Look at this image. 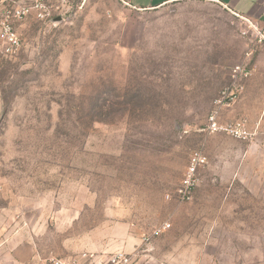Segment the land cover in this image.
Instances as JSON below:
<instances>
[{
    "label": "rangeland",
    "instance_id": "rangeland-1",
    "mask_svg": "<svg viewBox=\"0 0 264 264\" xmlns=\"http://www.w3.org/2000/svg\"><path fill=\"white\" fill-rule=\"evenodd\" d=\"M20 3L15 52L0 42V261L18 242L24 264L117 250L146 264H264V140L202 130L214 108L264 130V41L248 22L208 0L0 9ZM195 151L206 163L184 200Z\"/></svg>",
    "mask_w": 264,
    "mask_h": 264
},
{
    "label": "built area",
    "instance_id": "built-area-1",
    "mask_svg": "<svg viewBox=\"0 0 264 264\" xmlns=\"http://www.w3.org/2000/svg\"><path fill=\"white\" fill-rule=\"evenodd\" d=\"M1 1H13L14 0H1ZM30 13V6L26 4H18L11 9H0V42L2 45V52L5 55H11L15 52L19 39L14 27V22L24 18ZM252 30L255 31V35L259 41H264V31L258 29L250 20L244 18ZM234 75L248 74L242 66L237 64L233 68ZM235 93L230 89L222 91L219 102L224 103V100H234ZM203 131L207 133H226L235 138L240 139H256L258 136L264 140V130H260V124H256L253 127L248 126L245 118L239 117L233 120H220L218 108H214L207 115L206 123ZM206 158L199 151L193 152L188 164L183 173L180 186L176 189V195L181 199H189L192 190L198 184V170L204 166ZM170 227L169 222H165L160 226L154 227L149 233L145 234L142 238L144 243H148L151 239L161 235ZM143 252H127L123 250H117L108 254H100L94 252H79L76 255L69 257H51V264H146L143 262ZM0 264H5L0 261Z\"/></svg>",
    "mask_w": 264,
    "mask_h": 264
},
{
    "label": "crops",
    "instance_id": "crops-1",
    "mask_svg": "<svg viewBox=\"0 0 264 264\" xmlns=\"http://www.w3.org/2000/svg\"><path fill=\"white\" fill-rule=\"evenodd\" d=\"M125 5L136 10L155 9L168 4L187 0H121ZM213 1L231 13L250 20L258 29L264 31V0H208ZM31 253L28 245L14 243L7 253L5 264H24L27 254Z\"/></svg>",
    "mask_w": 264,
    "mask_h": 264
},
{
    "label": "water",
    "instance_id": "water-1",
    "mask_svg": "<svg viewBox=\"0 0 264 264\" xmlns=\"http://www.w3.org/2000/svg\"><path fill=\"white\" fill-rule=\"evenodd\" d=\"M60 18H58L57 20H59Z\"/></svg>",
    "mask_w": 264,
    "mask_h": 264
},
{
    "label": "trees",
    "instance_id": "trees-1",
    "mask_svg": "<svg viewBox=\"0 0 264 264\" xmlns=\"http://www.w3.org/2000/svg\"><path fill=\"white\" fill-rule=\"evenodd\" d=\"M102 111V110H101Z\"/></svg>",
    "mask_w": 264,
    "mask_h": 264
}]
</instances>
